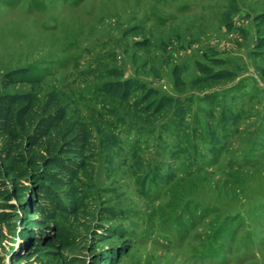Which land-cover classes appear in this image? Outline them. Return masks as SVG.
Listing matches in <instances>:
<instances>
[{
	"label": "rangeland",
	"instance_id": "rangeland-1",
	"mask_svg": "<svg viewBox=\"0 0 264 264\" xmlns=\"http://www.w3.org/2000/svg\"><path fill=\"white\" fill-rule=\"evenodd\" d=\"M262 14L264 0H0V80L14 70L41 76V98L57 91L94 137L81 223L61 219L75 250L32 256L0 222V264H95L105 252L118 264H264V61L252 53ZM204 53L236 77L193 89L198 63L218 69ZM175 65L184 91L173 87ZM113 69L187 107L183 124L174 109L149 117L98 94ZM215 93L210 118L203 96ZM211 128L219 140L196 144L194 130ZM189 143L198 156H182ZM188 163L197 165L183 170ZM108 208L121 217L107 221ZM103 231L115 234L100 242Z\"/></svg>",
	"mask_w": 264,
	"mask_h": 264
},
{
	"label": "trees",
	"instance_id": "trees-1",
	"mask_svg": "<svg viewBox=\"0 0 264 264\" xmlns=\"http://www.w3.org/2000/svg\"><path fill=\"white\" fill-rule=\"evenodd\" d=\"M231 15L230 12L224 14L226 25ZM254 22L259 29L252 53L264 61V14L256 16ZM202 55L218 69L198 63L199 77L192 81L193 89L203 91L207 85L229 82L236 77L232 71L223 68L224 60H212L205 53ZM28 73L14 70L0 80V222L17 228V236L27 242L24 251L28 254L62 257L76 248V237L61 219L70 218L81 223L87 204L83 178L88 176L93 165L94 137L85 121L71 116L69 107L63 104L57 91L51 90L41 98L39 88L33 86L38 84L41 76ZM261 73L264 75V71ZM105 75L107 82L97 89L98 94L121 102L133 101L132 107L149 117H158L174 109V114H179V125L183 124L187 107L176 108L173 97L159 96L158 90L125 78L119 69L107 71ZM182 75V67L173 66L171 78L177 91L186 89ZM20 85H30L31 88L19 91L17 87ZM203 100L211 110L201 109L202 113L214 118V107L220 104L219 94L204 95ZM194 131L196 144L204 145L209 141L214 144L219 140L215 137V129L203 130V135ZM205 133L210 138L205 137ZM183 135L182 139H190V136ZM212 147L217 153L219 145ZM181 151L182 156L190 151L194 156L199 154L194 143L182 145ZM196 165L188 163L183 170L191 171ZM104 211L107 221L122 215L113 208ZM93 232L97 235L98 231ZM112 234L115 233L103 231L98 240L105 241ZM118 262L117 253L113 252L95 257V264Z\"/></svg>",
	"mask_w": 264,
	"mask_h": 264
}]
</instances>
